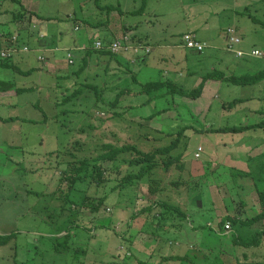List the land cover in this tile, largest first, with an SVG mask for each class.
Listing matches in <instances>:
<instances>
[{"label": "rangeland", "instance_id": "1", "mask_svg": "<svg viewBox=\"0 0 264 264\" xmlns=\"http://www.w3.org/2000/svg\"><path fill=\"white\" fill-rule=\"evenodd\" d=\"M29 2L33 3L36 11L30 9L29 4L26 6L29 12L22 7H11L10 10V0H7V15L2 20L3 24L0 18V39H5V35L16 36L18 29L27 28L31 19L37 20L33 16L35 12L42 16L41 20H51L41 29L45 35L52 34V30L68 35L74 32L76 23L80 28L78 35H88L84 39L86 50L74 51V65L66 63V51L57 53L56 60L61 70L71 74L79 69L80 56L86 53V67L69 78H58L47 70L31 72L28 76L18 75L13 73L15 60L11 62V67H0L2 83L30 88L36 80L42 82L35 85L36 90L10 97L13 91H5V95L0 96V235L15 234L6 245L0 246V264H131L137 261L150 264L160 261V256L169 254L182 255L183 259L179 262L161 261L160 264H223L228 249L239 256L241 253L247 255V264H264V235L260 236L258 245L250 246L255 234L261 230L259 225L242 228L240 234V222H237L232 233L221 235L219 217L226 216L221 210L226 204L223 206L216 202L213 208L209 203L210 198H207L201 209L190 207L194 194L202 198L225 195L236 198L237 202L244 201V207L248 204L252 206L259 200L253 194L255 190L264 192V170H257L255 164L245 165L247 171L244 172L234 173L221 168L214 173L217 170L215 164L207 166L206 162L207 155L216 144L237 142L242 136L260 140L257 151L264 152V128L238 134L204 131L207 128L257 123L259 119L256 114L249 113V110L264 108V100L231 104L255 92L256 87H243L223 80L213 89L217 96L210 100L207 96L191 99L179 95L153 98L149 93L137 91L139 85L132 82V76H136L139 83H147L161 79L160 75H163L165 80L192 90L197 87L198 75L202 77L212 70L229 71L234 75L250 73V70L235 71V65L253 71L264 70L263 60L244 59L245 62L216 46L224 45L223 34L233 28L242 45L264 50V29L251 18L264 22V2ZM111 6H118L121 13L114 11L115 8L105 10V7ZM98 7L103 9L100 11ZM97 19L101 22L98 29H92L86 22H97ZM128 29V34L134 39L153 46L146 66L131 64L128 67L125 61L142 56V52L136 55L125 51L119 56L101 57L91 48L93 42L103 39L108 32L115 36ZM187 30L194 31L196 38L206 44L203 52L191 55L183 49L179 58L163 55L158 45L169 44L172 48L173 43L179 42V34ZM170 33L175 34L171 41L167 40ZM27 46L36 49L35 46ZM40 54L44 53L29 52L26 55L32 66H45L37 59ZM125 67L133 75L124 74L119 79L111 74ZM146 68L155 70L158 76L154 78L148 70H141ZM85 85H89L87 91ZM78 89L82 92L77 97L63 101L64 97ZM261 94L264 96V88ZM172 142L176 147L171 155L182 154L180 160L184 166L181 170L176 169L175 164L167 172H163L162 168L154 171L152 177L160 179L162 187V191L155 195L167 200V204L177 205L191 213L190 222L196 226L195 231L190 227L189 220L180 215L181 211H165L149 199L147 179L137 186L133 184L111 190L125 174L124 167L116 174L109 169L111 173L106 174L111 179L108 185L92 184L87 190V186L80 183L74 193L68 192L70 184L66 177L73 171L74 160L96 158L103 144H131L141 152H152ZM198 147L202 148L200 158H194ZM123 156L131 157L129 153ZM260 158L264 162V155ZM198 164L207 166L208 177L188 180L185 177L189 173L187 166ZM103 195L106 196L103 205L97 212L90 213V206L96 205ZM84 196H87V200L83 204L81 198ZM237 202L227 203L233 209L232 213L243 209ZM80 204H83L81 208ZM242 219L244 221L245 217ZM59 228L68 231L70 236L64 242L60 241L62 246L56 251L58 243L51 237L66 233L57 235L55 230ZM238 234L240 239L237 240ZM234 239L236 242H233ZM129 251L131 256L127 255Z\"/></svg>", "mask_w": 264, "mask_h": 264}, {"label": "crops", "instance_id": "2", "mask_svg": "<svg viewBox=\"0 0 264 264\" xmlns=\"http://www.w3.org/2000/svg\"><path fill=\"white\" fill-rule=\"evenodd\" d=\"M27 1L28 0H25V2L19 3L18 1L10 0V4H9L10 10H11V7L13 9L16 7H19V8L22 7V9L26 10V12L27 11L29 12V8L36 11L33 3L32 2L27 3ZM27 4H29V6H30L29 8L26 7ZM7 6H8L7 0H0V18H1L2 24L4 23V21H2V20H4V17L7 15V12H5ZM98 9L101 11L100 7H98ZM111 9H114V8H111ZM114 11H119V13H121V10L119 9L118 6L114 9ZM33 16H35L37 18V20L34 21V19H31L29 25L26 26L27 28L18 29L17 33H15V35L19 36V41L21 43L22 42L25 43V44L23 43V45L35 46L36 49L33 52H37V53L43 52L44 53V54L38 55L37 59L41 62H44L45 66L34 67L31 65L30 59L26 56L28 53H26V54L25 53H17L16 56H13L7 64L8 67H11V66H13L11 64V62L15 60L16 66H14L13 73L18 74V75L28 76L31 74V72H36L38 70H47L50 72L51 75H55L58 78L59 77L69 78L70 76L77 75L81 70H85L86 53L81 54V56H80L79 69L77 71L71 73V74L67 70H61L62 68H61L60 64L58 63V61L56 60V54L60 53L62 51L63 52L66 51L65 57H66V63L68 64V59H67L68 53H71L72 57H73L74 51L82 52V51L86 50V48L84 47V42H85L84 39H86V37H88V35L86 33L78 35L80 28H78L79 30H77V31L74 30V26H77L76 23H74V26H73V31L75 33L73 32V33H70L68 35H65V34L59 33L60 31H58V30H54V31L52 30V34L48 33L45 35V33L41 31V29L45 26V23H49L51 20H47V21L41 20L42 16H40L37 12L33 13ZM38 19H40L41 21ZM97 20H98L97 22H90L89 20H86V22L88 21L87 23L92 29H98L99 28L98 26H100L101 22L99 21L100 19H97ZM128 28H130V27H128ZM38 30L40 32H38ZM188 32L195 35V32L190 31V30H187V31L180 33L179 38H178L179 42L173 43L172 48H170L169 44L168 45H161V46L158 45L163 50L162 51L164 53L163 55L170 54L174 58H179L181 55V51L183 49L188 50L191 53V55L201 54L202 52L199 53L195 50H190V49L183 47V45H182L183 43H182V40H180V38L184 33H188ZM126 33L127 34L129 33V29L127 32L120 33L119 35H115V36H113L114 34H109V32H108L103 39H97V40H103V41L115 40L117 38H121ZM39 34H41V35H39ZM173 36H175V34L170 33L168 35L167 40L171 41V38ZM11 37H13V36L5 35L4 36L5 39H0V46L8 45L9 39H11ZM224 38H225V36H224ZM224 38H222V39H224ZM133 40H135L138 44H142V45L145 44L147 47H149L150 51L148 52V54H146L145 52H142L143 53V54H141L142 56L133 57L130 60L127 59L125 61L128 65V67L131 64L132 65H139V66H143V65L146 66V63H148V58L150 56V53L153 50V46H151L145 42L140 43L136 39H133ZM196 40H198V38H196ZM198 41H200V40H198ZM223 41H224L223 42L224 45H222V46L216 45V46L222 47L221 49L225 51L226 40L224 39ZM237 48L244 49V50L251 49V47L249 48L247 46L242 45V42L237 46ZM99 54L101 55V57L112 56L109 53H106V54L99 53ZM40 56L44 57V61H42L39 58ZM115 56H119V55H115ZM75 62H76V60L73 57V65L75 64ZM47 66H49V67H47ZM234 68L236 69L235 71H238V72H241V70H250V73L258 72V71H253L251 69L243 68L242 65H240V66L235 65ZM141 70H148L150 72V75L153 76L154 78H156L158 76L156 71L152 70L151 68H146V69H141ZM141 70H139V71H141ZM176 70H179V69H176ZM212 72H221V71L212 70ZM222 73L224 74L225 77H227L229 75H234V74L229 73V71H228V73H224V72H222ZM111 74L115 75L119 79L124 74L125 75H133L132 72L127 67L123 68V70H121V71L119 70L118 72L111 73ZM187 75H189V72L187 73ZM160 76L162 77L161 79H155L153 81H161V82L167 81L164 79L163 75H160ZM234 76H240V75H234ZM198 77H199V79L197 81V86L201 82V79H202V77L200 75H198ZM41 79H43V78L41 77ZM136 80H137V78H136ZM153 81H149V82H153ZM220 81H222V80L210 79V80L206 81L204 84V87L202 89V93L198 97V99L205 98L207 96L208 100H210L212 97L217 96V94L215 93L216 91H214L213 89L216 88V85L218 86ZM2 82H4V81L0 80V93L1 92H4V93L0 94V96L5 95V91H13V94L9 95L8 97H10L12 95L22 94V93H17L16 92L17 90H21V89L36 90L37 86H35V85L42 84V82L40 80H36L34 82V86H32L30 88H24V87H17V85L15 86L12 83H6V82L2 83ZM141 84H144V83H141ZM54 86H56V85L54 84ZM85 86H87L89 88V85H85ZM239 86H242V85H239ZM249 86L256 87L255 89H257V90L255 92L249 94L248 96L242 97L243 99L240 98L239 100L242 102L254 101V100L263 101L264 96L261 94V90H262V88H264V80H261L260 82H258L256 84L243 86V87H249ZM90 87L92 89L94 88L92 86H90ZM121 89L126 90V88H121ZM8 97L6 96L5 98H8ZM207 106L210 107L208 102H207ZM249 113L256 114L255 116L259 119L258 122L264 121V108L258 107V109H256V110H249ZM217 128H221V127H217ZM208 129L209 128H207L206 130H208ZM232 141H235V140L232 138ZM260 143H261L260 140L252 139L251 136H242V137H240V139L237 142H232V143H226V142L224 143L223 142V144H221V145L216 144L214 146L213 150H211L210 154L207 155V161H206V162H208L207 166H208V164H215V167H216L215 169H217V170L214 173L218 172V170H220L221 168H223L229 172H234V173L237 171H243L244 172V171H247L245 165H248V164L249 165L255 164V166H258L257 170H264V169H262V166H264V162L262 161L263 159L260 158V156L264 155V152H258L257 151V150H259V146L261 145ZM263 145H264V141H263ZM251 153H253V155H251ZM200 155H201V153H200ZM207 166H204V164L203 165L198 164L197 166H193V167L187 166L189 173L185 174V177L188 180H193L194 178H196V180H204L203 179L204 177H208L207 173H206ZM213 174H211V177ZM256 193L257 192L255 190V193H253L254 196L257 195ZM194 195H195V197L191 196V201L193 203L191 204L190 207L193 206L195 208L201 209L203 204H204V201H206L207 198H210L209 203L211 204V206L213 208H214L216 202L219 204L222 203L223 206L226 204V206H224V208L221 209L222 214L223 215L225 214L226 215L225 217L228 216L229 218H232V220L237 219L238 222H240L239 230H238V232L240 234H242V232H243L242 228H245V227L250 228V227L255 226L256 224L261 227V230H264V223H262V221H264V219L262 221H257L255 223H249V221H248L251 218V216H254V214H257L259 211L262 210V205L260 203V199H259L258 195L257 196H258L259 200H256V202H254V204L252 206H248L249 200L247 198V204L248 205L244 206V207H243L244 201L238 200V202H237L236 198H232V197L229 198V197H226L225 195H224V197L219 196V198L215 197V196H207V197L204 196L202 198L201 195H199V194H194ZM185 198H186V196H185ZM152 200L155 201L154 199H152ZM236 202L238 203V206L243 207V209L239 210V211L237 210V213L236 212L232 213L233 209L229 208L227 206V203L232 204V203H236ZM185 212L187 215L185 220H189V222H190L192 215H191V213H189L187 211H185ZM243 216L245 217L244 221H242ZM222 218L223 217H219V222L221 221ZM132 222H134V221H132ZM190 224H191L190 227L193 229V231H195L196 226L193 225L191 222H190ZM226 224H228L230 227L228 230L224 229ZM235 224L233 222L232 223L227 222V223H224L223 226L220 225V230H219L220 233L219 234L224 235V234L232 233L233 226ZM188 247L191 248L190 245ZM228 250H229V252H226L224 255V263L223 264H247L245 262V261H247V258H246L247 255H244L241 253L239 256V255H236L234 252H232L231 249H228ZM127 255L131 256L130 251L127 253ZM182 259H183L182 255L169 254V255L160 256V261H152L151 260L152 262L150 264H160L161 261H163V262L178 261L179 262V261H182ZM143 263L145 264V262H143V261H137V262H132L131 264H143Z\"/></svg>", "mask_w": 264, "mask_h": 264}, {"label": "trees", "instance_id": "3", "mask_svg": "<svg viewBox=\"0 0 264 264\" xmlns=\"http://www.w3.org/2000/svg\"><path fill=\"white\" fill-rule=\"evenodd\" d=\"M262 1L264 2V0ZM110 8H116V7H112V6L105 7V10L110 9ZM100 9H103V8H100ZM251 18L254 23H259L260 26L264 29V22L261 23L259 20L253 17ZM133 39L134 38L132 37V40ZM195 40H196V36H195ZM16 41L18 45H21V42L19 41V37H17ZM110 41H113V40H110ZM10 42L11 41L9 39L8 45H5V46H9ZM104 42H109V41H104ZM134 42L138 44L135 40ZM141 46L147 47L145 44ZM99 53L106 54L107 52H99ZM112 56H115V55H112ZM10 59L1 61L0 67H8L7 64ZM210 79L222 80V81L224 80L225 82H231L237 85L248 86V85L256 84L260 82L261 80H264V70L258 71L256 73H246L240 76L229 75L227 77H225L222 72L210 71L202 76L201 82L198 84L196 88L192 90L183 89L182 87L168 80L163 81V82L153 81V82H147V83L141 84L136 80L135 76H132V82L139 85V88L137 91L149 93L150 97H153V98L164 97L166 95H172V96L179 95L181 97L197 99L202 93V89L204 87L205 82ZM84 89L85 91H87L89 88L84 87ZM26 91H28V89L17 90L16 92L24 93ZM81 92H82L81 89L75 90L69 96L64 97L63 101H69L71 98L77 97L78 93H81ZM147 101H150V100H147ZM237 102H240V100L236 99L231 104L235 105L237 104ZM255 128H264V121L258 122L255 124H249V125H238V126H231V127L223 126V128L222 127L213 128V129L204 130V131H209L212 133H223L224 132V133L238 134V133H243L247 130L255 129ZM175 147H176L175 142H172L168 146L157 148L152 152H141L134 145H131V144L129 145L124 144L121 146L103 144L101 146V149H99L101 153L96 158L88 157V158H83L80 160H74V162L72 163L73 171L70 172L69 173L70 175L66 177V179H68L69 184H70L68 186L69 187L68 192L74 193L77 190V186L80 183H84L87 186V190L89 186L92 184L96 186H101L107 183L108 185L109 181L111 180L106 175V174L111 173L109 169L113 171V174H116V173L121 172V167H124L123 172L125 174H123L122 178L117 182V184L113 186L111 190H113L114 188L123 189L124 187H128L133 184L137 186V184L138 185L143 184L141 182L147 179L148 192H149V196L151 197L149 199L152 200L156 196V199L154 201L155 205L163 208L165 211L166 210L167 211L179 210L181 211L180 215L185 219L187 216L186 212L183 211L179 206L169 205L167 204L168 203L167 200H164L162 197H159V195H155L156 193L162 191V187L160 186L161 180L156 177H152L154 171L158 169L160 170L162 168L163 172H167L169 169H171L170 167L175 164L177 167L176 169H179V170L182 169L183 164L180 160V157L182 156V154H179L177 156L171 155V152ZM126 153H129L131 157L130 158L124 157L123 155ZM104 165H106V167ZM114 166L116 167L113 170ZM64 173H65V170H64ZM63 177H64V174H63ZM176 186L179 188L178 184H176ZM256 192H257L256 194L259 196L260 203L262 205V210L259 211L257 214H255L253 217H251L248 220L249 223H255L257 221H262L264 219V192H259L257 190ZM105 197L106 196L103 195V197L97 200L98 203L96 205L90 206V209H89L90 213L97 212L99 210L100 206L103 205V201L105 200ZM86 198L87 196H84L81 198V202H83V204H84V201L87 200ZM83 204H80V208L83 206ZM227 222L237 223L238 220L237 219L232 220V218H229L228 216L227 217L224 216V218H222L221 221L219 222V225L223 226L224 223H227ZM55 231H57L56 232L57 235H60L62 232H66L60 237H57V236L51 237L53 241H56L58 243L55 247L56 251H58L59 247L62 246L60 244V241L64 242L70 236V234L68 231L62 230L60 228ZM255 235L256 236L254 240L253 241L251 240L250 242V246L258 245L260 236L264 235V230H261ZM14 236H15L14 233L7 234V235H0V246L6 245ZM236 239L237 240L240 239L239 234L236 236ZM233 242H236V240L234 239ZM256 264H263V263H256Z\"/></svg>", "mask_w": 264, "mask_h": 264}, {"label": "built area", "instance_id": "4", "mask_svg": "<svg viewBox=\"0 0 264 264\" xmlns=\"http://www.w3.org/2000/svg\"><path fill=\"white\" fill-rule=\"evenodd\" d=\"M74 30L77 31L78 27L75 26ZM17 35L11 37L9 46H0V62L12 58L17 53H29L34 50L30 49L26 45H18ZM226 46L225 51L233 54L239 59H259L264 61V50L258 48H252L250 50H243L237 48V45L241 42V39L236 35V31L233 28L226 30L225 32ZM182 40L183 47L195 50L197 52H202L206 47L205 43L198 42L195 40V35L188 32L182 35L180 38ZM94 51L107 52L113 55H121L125 51H131L134 54L140 53V51L148 54L150 51L149 47L141 46L136 44L130 35H123L120 39H115L113 41L104 42L102 40H96L93 42L92 47ZM44 61V57H39ZM68 64H73V57L71 53L67 54ZM202 148L198 147L194 152V158H199ZM230 227L228 224L225 225L224 229L228 230Z\"/></svg>", "mask_w": 264, "mask_h": 264}, {"label": "clouds", "instance_id": "5", "mask_svg": "<svg viewBox=\"0 0 264 264\" xmlns=\"http://www.w3.org/2000/svg\"><path fill=\"white\" fill-rule=\"evenodd\" d=\"M229 29H230V28H229ZM234 30H235V29H234ZM225 32H226V31H225ZM184 34H185V33H184ZM125 35H126V34H125ZM127 35H129V34H127ZM224 36H225V34H224ZM237 36H238V35H237ZM181 37H182V36H181ZM238 37H239V36H238ZM239 38H240V37H239ZM224 39H225V38H224ZM225 40H226V39H225ZM240 43H241V42H240ZM240 43H239V44H240ZM239 44H238V45H239ZM238 45H237V46H238ZM258 49H259V48H258ZM243 50H244V49H243ZM249 50H250V49H249ZM97 52H98V51H97ZM227 53H228V52H227ZM109 54H110V53H109ZM112 55H113V54H112ZM136 55H137V54H136ZM232 55H233V54H232ZM233 56H234V55H233ZM234 57H235V56H234ZM238 59H239V58H238ZM244 59H245V58H243L242 60H244Z\"/></svg>", "mask_w": 264, "mask_h": 264}]
</instances>
